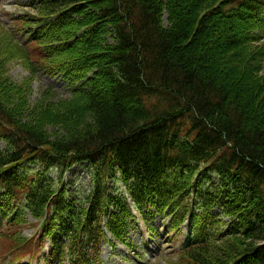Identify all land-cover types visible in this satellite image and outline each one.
<instances>
[{
  "label": "trees",
  "instance_id": "16d2710c",
  "mask_svg": "<svg viewBox=\"0 0 264 264\" xmlns=\"http://www.w3.org/2000/svg\"><path fill=\"white\" fill-rule=\"evenodd\" d=\"M27 7L7 34L73 102L45 106L54 137L0 99V236L12 250L32 249L20 234L30 216L45 219L38 244L52 263L100 264L106 233L130 249L131 209L150 227L155 209L171 264H264V0Z\"/></svg>",
  "mask_w": 264,
  "mask_h": 264
},
{
  "label": "rangeland",
  "instance_id": "374dc122",
  "mask_svg": "<svg viewBox=\"0 0 264 264\" xmlns=\"http://www.w3.org/2000/svg\"><path fill=\"white\" fill-rule=\"evenodd\" d=\"M26 1L0 0V64H3L4 67L3 75L0 77V86H6L8 89L4 96L2 94L0 95V99L6 101V109H10L15 115L18 114L19 118L22 119V123L33 125L49 136L57 137L62 134L57 127L49 126L50 123L48 120L50 117L44 116L43 114L44 110H46L45 106L50 105L51 107L48 108V114L46 115H53L58 112L65 113V111H70V109L64 104L73 102V98L68 93V90L65 88L66 85L61 82L60 78L31 73L27 68L26 62L20 58L18 48L7 34L10 29L15 28L12 25L20 26V24L12 23L11 16L14 14L19 15L22 12L24 14L32 12L29 8L22 5ZM238 31V36H242L243 32L241 28ZM230 34L232 35V33ZM78 104H73L72 107H81ZM34 109L35 111L33 112ZM21 115L28 117V119L21 117ZM30 115L31 118L29 119ZM84 120V118L78 119L77 122L82 123ZM0 147L3 148L2 143H0ZM73 171L82 175L81 178L84 179L85 183L88 182V179L84 177L83 168L80 166L75 167ZM54 177L55 175L53 174L52 178ZM69 179V175H67V180ZM72 180H75V177ZM144 212L152 214L151 218L153 222L151 224L155 227V231H151L141 222L138 218L139 216L135 215V218L128 221L131 227L127 231V238L133 243L135 251L130 253L119 245L114 250H110L107 246H103V249L100 247L101 258L104 264H171L176 261L177 257L171 253L170 248L165 247L161 251L157 249V245H160L159 243L163 241L161 239L162 233L159 225L164 221L161 220L159 215L155 214V209L145 210ZM27 222L31 224L23 226L21 229V234L25 237H29L33 233L32 224L34 222L31 219ZM158 231L161 233V237H154L153 234ZM10 244L11 242L9 243L3 239V236H0V264H49L51 262L49 255L42 256V258L35 256V260H32L27 254L29 252L27 250L12 253ZM145 247H147L149 255L143 261H140L138 255ZM152 255H155V257H150L151 260H149V256Z\"/></svg>",
  "mask_w": 264,
  "mask_h": 264
}]
</instances>
